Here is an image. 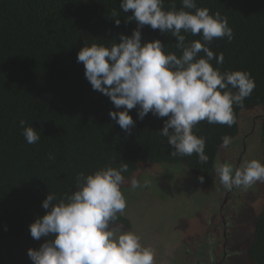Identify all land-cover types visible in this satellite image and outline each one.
Here are the masks:
<instances>
[{
  "label": "trees",
  "instance_id": "trees-1",
  "mask_svg": "<svg viewBox=\"0 0 264 264\" xmlns=\"http://www.w3.org/2000/svg\"><path fill=\"white\" fill-rule=\"evenodd\" d=\"M172 3L164 0V10H170ZM174 3L181 7V0ZM196 4L227 17L233 30L231 42L219 38L209 45L214 55L224 56L222 65L213 59V67L247 71L255 81L243 107L233 106L236 124L202 121L193 129L206 139L209 159L203 164L196 154L171 155L167 138L158 133L167 117L149 113L141 120L134 108L129 111L135 122L130 134L121 130L109 111L123 109H115L85 78L84 66L77 62L81 48L94 43L110 47L137 28L135 21H128L131 11L120 9V0H0V264H32L28 250L45 241L33 239L29 225L46 214L41 205L47 194L59 200L76 190L80 172L89 175L126 163V185L145 167L181 163L206 192L214 189L222 137L234 140L240 133L241 112L264 105V0H196ZM114 19L120 20L119 26ZM140 31L142 43L160 40L166 52L181 54L170 34L150 26ZM182 34L186 42L202 41L200 35ZM20 120L41 132L37 143L26 142ZM262 140L264 144V119ZM114 226L127 230L130 223L119 215ZM244 253L249 264H264V197Z\"/></svg>",
  "mask_w": 264,
  "mask_h": 264
},
{
  "label": "clouds",
  "instance_id": "clouds-1",
  "mask_svg": "<svg viewBox=\"0 0 264 264\" xmlns=\"http://www.w3.org/2000/svg\"><path fill=\"white\" fill-rule=\"evenodd\" d=\"M163 5L164 0H120V9L131 11L128 21H135L137 28L110 47L84 46L77 53V62L83 64L91 88L107 96L115 109H123L109 111L121 130L130 134L135 122L129 111L134 108L141 120L149 113L167 117L158 133L167 138L171 155L196 154L200 163H207L206 139L193 129L202 121L229 127L236 124L233 106L243 107L255 81L247 71L222 72L211 63L213 59L217 65L224 63L223 53L216 56L210 50L212 41L233 39L227 17L197 7L196 0H181L179 9L173 0L167 11ZM117 15L113 10L112 16ZM114 22L119 26V19ZM144 26L174 37V47L181 54L166 52L160 40L142 43L140 29ZM182 33L200 35L202 41L186 42ZM19 123L26 142L37 143L41 132L25 126L24 120ZM231 143V137H222V148ZM215 171L226 190L246 191L257 182L264 183V163L255 159L241 167L220 163ZM126 172V163L118 168L105 166L89 175L80 172L71 194L59 200L47 194L41 205L46 214L29 225L31 237L45 241L38 249L28 250L32 264H155L153 249L142 244L140 235L114 226L127 207L122 191ZM199 179L203 182L202 176ZM147 184L135 177L130 180L132 189Z\"/></svg>",
  "mask_w": 264,
  "mask_h": 264
},
{
  "label": "rangeland",
  "instance_id": "rangeland-1",
  "mask_svg": "<svg viewBox=\"0 0 264 264\" xmlns=\"http://www.w3.org/2000/svg\"><path fill=\"white\" fill-rule=\"evenodd\" d=\"M240 117V133L227 149L219 150L216 166L238 161V167H241L253 159L263 163L264 105L244 110ZM135 178L148 184L140 189H132L130 182L122 185L127 200L122 216L130 223V227L123 231H134L140 235L142 244L153 249L155 264H195L196 260L200 264H209V249L213 252L209 239L216 244L217 238L222 236L218 229L221 231V225L226 226L230 216L235 221L229 229L230 243L237 239L230 247L238 248L239 252L247 250L253 234V222L263 207L262 182L239 193L238 198L229 196L221 212L222 223L217 216V204L225 201L226 189L218 175L211 192H206L181 163L148 166L141 169ZM235 190L238 192L240 189ZM242 252L240 255L229 254L228 263L249 264Z\"/></svg>",
  "mask_w": 264,
  "mask_h": 264
},
{
  "label": "flooded vegetation",
  "instance_id": "flooded-vegetation-1",
  "mask_svg": "<svg viewBox=\"0 0 264 264\" xmlns=\"http://www.w3.org/2000/svg\"><path fill=\"white\" fill-rule=\"evenodd\" d=\"M231 163L235 167H238V164H239L238 161H236V163L231 161ZM243 191L244 190H238V192H236L235 189L226 190L225 201L220 203V204H217V216L219 217L220 222H222V221L224 222V218L222 217L221 212H222L223 207L228 203L229 196L233 195L235 198H238L239 193H242ZM235 215L236 214H234V216ZM234 222H235L234 218L230 216L226 226H225V224L221 225L222 230L220 231L218 229V231H219V233L222 232V236L217 238L216 244L212 240L209 239V245L211 243L213 245V252H212V249L210 248L211 245L209 246V248H210L209 252L211 253V259H210V263L209 264H229L228 261H227L229 254H235V255L239 254L240 255V253L242 251L243 252L246 251V248L244 250H242L241 252H239L238 248L234 249V248L230 247V245H233L236 242V240H237L236 239L233 242L231 241V243H230V238L231 237H228V235L230 234L229 229H231V226H233ZM228 242H229V245H228ZM243 252H242V254H243ZM195 264H200V263L196 260Z\"/></svg>",
  "mask_w": 264,
  "mask_h": 264
}]
</instances>
